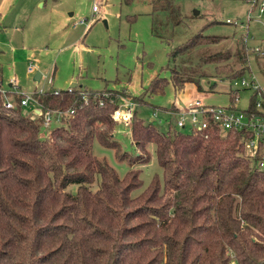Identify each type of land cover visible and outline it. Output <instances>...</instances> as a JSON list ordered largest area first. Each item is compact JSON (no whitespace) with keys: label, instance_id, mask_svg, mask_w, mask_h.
<instances>
[{"label":"trees","instance_id":"obj_1","mask_svg":"<svg viewBox=\"0 0 264 264\" xmlns=\"http://www.w3.org/2000/svg\"><path fill=\"white\" fill-rule=\"evenodd\" d=\"M151 1L166 18H178L175 0ZM150 29L163 37L154 19ZM219 38L196 33L167 53L175 88L191 81L202 90L203 75L253 70L251 57L264 74V45L209 51ZM166 80L154 76L131 98L143 101ZM115 93L77 85L36 91L43 108L73 109L42 135L43 113L26 112L20 92L6 106L0 92V264H264V167L243 154L240 133L160 128L138 116L135 105L129 127L138 151L129 164L145 161L153 142L163 180L155 174L132 193L142 184L139 167L120 176L91 149L95 137L117 146ZM70 182L77 183L73 191Z\"/></svg>","mask_w":264,"mask_h":264},{"label":"rangeland","instance_id":"obj_2","mask_svg":"<svg viewBox=\"0 0 264 264\" xmlns=\"http://www.w3.org/2000/svg\"><path fill=\"white\" fill-rule=\"evenodd\" d=\"M178 18L167 17L159 5L151 0H0V78L8 83L14 74L20 90L67 87L73 81L77 86L100 89L103 86L125 96L141 95L150 80L166 77L162 89L143 94L136 104L137 115L151 119L160 128L167 122L173 125L171 105H183L191 96L204 93L207 103L225 104L228 100V79L201 76L202 90L186 81L175 88L166 67L167 53L186 42L196 33L219 36L209 44V51L236 48L245 43L249 50L264 45V11H253L246 21L247 0H175ZM96 6V9H92ZM194 11H197L194 13ZM156 21L158 32L151 33V21ZM235 20L229 23L225 20ZM243 26H239V23ZM244 25H247L246 28ZM247 49V51H249ZM251 67L264 84V74L250 58ZM264 62V57L259 59ZM43 74L39 81L35 71H28L29 63ZM207 79L213 82L208 84ZM249 91L241 90L240 103L244 104ZM161 118V121H158ZM114 120V119H113ZM42 125L41 134L51 127ZM186 130V128L182 129ZM112 136L117 146L92 141V152L105 159L123 176L130 166L139 167L142 184L132 189L138 192L156 174L160 184L162 168L154 152V143L148 142V158L129 164V157L138 151L130 138L128 123L114 120ZM119 152H124L119 157ZM98 176L92 181L97 186ZM77 183H68L75 190Z\"/></svg>","mask_w":264,"mask_h":264},{"label":"built area","instance_id":"obj_3","mask_svg":"<svg viewBox=\"0 0 264 264\" xmlns=\"http://www.w3.org/2000/svg\"><path fill=\"white\" fill-rule=\"evenodd\" d=\"M249 6L246 11V21L250 19L251 13L258 14L264 11V0H247ZM92 9H96L93 6ZM226 22L236 24L235 20L229 19ZM239 26H243L239 23ZM247 25H244L246 28ZM33 63H29L28 70L33 71ZM228 79V100L225 104L207 103L204 100V93L191 96L183 105L169 107L173 113V128L186 130H197L214 128L224 135L227 130H237L240 133V140L243 146V154L259 167H264V84L254 70H246ZM72 85H68L70 89ZM58 92L60 88H49ZM247 89L248 96L244 104L240 103L241 90ZM40 86L35 90H20L15 76H11L8 84L4 85L0 78V92L3 96V103L6 106H13L15 100L13 93L22 94L20 102L24 110L32 117L43 113V124L50 126L54 121L61 123L62 117L71 114L73 109L46 107L43 108L39 99L35 96L36 91H43ZM88 91L82 90L81 97L86 100ZM117 106L112 111V118L116 121L130 124L133 108L136 102L123 94L116 95ZM101 102V100H100ZM161 121V118H158ZM167 123L170 124L168 121ZM171 125V124H170Z\"/></svg>","mask_w":264,"mask_h":264},{"label":"crops","instance_id":"obj_4","mask_svg":"<svg viewBox=\"0 0 264 264\" xmlns=\"http://www.w3.org/2000/svg\"><path fill=\"white\" fill-rule=\"evenodd\" d=\"M34 66H35V65H34ZM27 70H28V66H27ZM28 71H29V70H28ZM33 71H35V73H36L37 70H35V68H34ZM35 73H34V79L37 80V81H39V79H41V77L43 76V74H42V72H41V75H40L38 78H36V77H35ZM11 76H15V75L12 74ZM11 76H10V77H11ZM10 77H9V78H10ZM15 78H16V76H15ZM16 81H17V78H16ZM71 82H73V81H71ZM71 82H69L68 85H70ZM7 84H8V83H7ZM18 85H19V84H18ZM73 85H76V83L74 82ZM82 87H83V86H82ZM62 88H64V87H62Z\"/></svg>","mask_w":264,"mask_h":264},{"label":"water","instance_id":"obj_5","mask_svg":"<svg viewBox=\"0 0 264 264\" xmlns=\"http://www.w3.org/2000/svg\"><path fill=\"white\" fill-rule=\"evenodd\" d=\"M197 11H194V13H196ZM41 75V71L40 70H37L36 73H35V77L38 78L39 76ZM74 82H71L70 85H73Z\"/></svg>","mask_w":264,"mask_h":264}]
</instances>
